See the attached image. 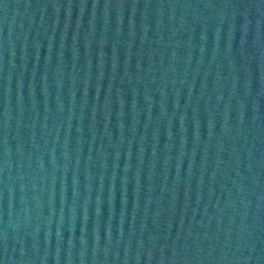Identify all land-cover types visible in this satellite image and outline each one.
I'll use <instances>...</instances> for the list:
<instances>
[{"label":"water","instance_id":"obj_1","mask_svg":"<svg viewBox=\"0 0 264 264\" xmlns=\"http://www.w3.org/2000/svg\"><path fill=\"white\" fill-rule=\"evenodd\" d=\"M0 264H264V37L208 0H0Z\"/></svg>","mask_w":264,"mask_h":264}]
</instances>
